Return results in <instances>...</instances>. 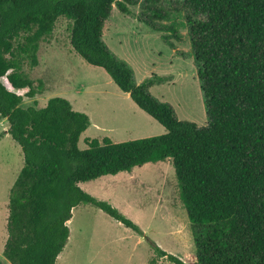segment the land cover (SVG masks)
Returning <instances> with one entry per match:
<instances>
[{"label":"trees","instance_id":"1","mask_svg":"<svg viewBox=\"0 0 264 264\" xmlns=\"http://www.w3.org/2000/svg\"><path fill=\"white\" fill-rule=\"evenodd\" d=\"M114 6L164 33L172 50L184 39L181 28L187 29L206 127L179 120L171 105L151 94L168 78L152 76L138 84L133 69L108 48L103 30ZM183 13L185 21L177 22ZM61 18L71 23L73 50L104 69L165 128L164 135L122 143L86 139L87 149L81 150L91 121L67 99L51 98L43 108L23 106L16 91L28 89L31 99L43 93L42 81L36 84L25 66H39L41 43ZM0 119L8 121L24 156L8 205L3 256L9 263L56 264L71 236L73 210L81 204L144 236L137 224L81 184L169 160L191 223L196 248L191 264H264V0H182L172 9L162 0H144L137 15L124 0H0ZM150 244L159 258L187 264Z\"/></svg>","mask_w":264,"mask_h":264},{"label":"rangeland","instance_id":"2","mask_svg":"<svg viewBox=\"0 0 264 264\" xmlns=\"http://www.w3.org/2000/svg\"><path fill=\"white\" fill-rule=\"evenodd\" d=\"M137 1L139 5L133 6L124 0L135 15L140 14L144 0ZM181 4L182 0H162L166 9ZM176 19L183 23L184 13L176 15ZM70 24L61 18L54 34L41 43L39 66L35 69L25 66L36 84L42 81L43 93L31 99L26 96L28 89L16 91L24 98L23 106L43 108L51 98L67 99L75 111L85 113L91 121L79 142L81 150L87 149L86 139L108 137L122 143L164 135L165 128L127 99L104 69L89 65L73 50ZM180 32L184 39L175 42L176 50H172L162 39L164 33L153 31L114 6L103 30V40L133 69L138 84L152 76L168 78L167 83L151 88V94L171 105L179 120L206 127V104L188 31L182 27ZM3 82L7 85L5 78ZM23 166L24 156L19 144L11 137L0 139L2 264H11L3 256L8 238V204ZM81 187L117 208L143 230L144 236L96 207L81 204L73 210L68 223L71 236L56 264H171L156 255L150 241L187 264L196 261L191 223L180 199L172 161L146 164L131 173L102 177Z\"/></svg>","mask_w":264,"mask_h":264},{"label":"crops","instance_id":"3","mask_svg":"<svg viewBox=\"0 0 264 264\" xmlns=\"http://www.w3.org/2000/svg\"><path fill=\"white\" fill-rule=\"evenodd\" d=\"M5 84V83H4ZM6 85V84H5ZM7 86V85H6ZM119 88V87H118ZM121 91V90H120ZM122 92V91H121ZM123 95L128 99H131L129 94L122 92ZM134 103V102H133ZM135 104V103H134ZM136 105V104H135ZM137 106V105H136ZM9 130V123L6 119H0V139L2 138H9L11 135L8 132ZM12 138V137H11ZM13 139V138H12ZM22 150V149H21ZM23 153V152H22ZM24 167V166H23ZM22 170V169H21ZM122 174V173H121ZM106 177V176H105ZM9 205V204H8ZM8 220V219H7Z\"/></svg>","mask_w":264,"mask_h":264}]
</instances>
